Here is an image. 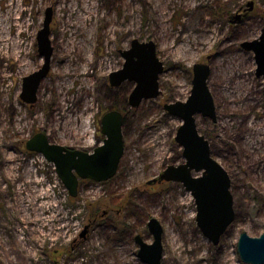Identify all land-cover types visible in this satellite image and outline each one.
Segmentation results:
<instances>
[{"label": "rangeland", "instance_id": "1", "mask_svg": "<svg viewBox=\"0 0 264 264\" xmlns=\"http://www.w3.org/2000/svg\"><path fill=\"white\" fill-rule=\"evenodd\" d=\"M250 1L254 10L238 18ZM10 3L18 6L13 16L5 15ZM49 6L51 70L30 105L20 95L24 77L44 62L38 32ZM0 13V264H146L135 236L153 241L152 217L164 228L161 264H250L237 248L243 231H264V76L241 44L264 29V0H0ZM26 20L28 29L18 26ZM6 36L22 40L21 48ZM134 39L155 41L164 63L161 94L138 107L128 101L133 81L109 80ZM71 40L80 46L70 50ZM208 61L217 121L198 114L197 124L231 177L235 209L217 244L198 226L195 198L181 183L148 184L184 161L175 139L181 120L164 105L187 100L193 65ZM111 109L125 114L118 172L84 181L72 197L54 164L25 143L43 131L58 144L92 150L105 138L100 120ZM45 187L49 196L41 197ZM47 200L57 207L43 209ZM51 213L53 226L44 220Z\"/></svg>", "mask_w": 264, "mask_h": 264}, {"label": "water", "instance_id": "2", "mask_svg": "<svg viewBox=\"0 0 264 264\" xmlns=\"http://www.w3.org/2000/svg\"><path fill=\"white\" fill-rule=\"evenodd\" d=\"M53 12V7H47L44 25L38 32V47L44 58L43 65L25 76L23 80L20 98L26 104L36 103L39 86L51 70L53 46L50 34ZM242 46L247 50L255 51L257 76H263L264 34L258 39L243 42ZM122 54L125 62L121 69L110 73V84L119 86L126 80L135 83L128 99L131 107H138L144 99L158 97L161 94L159 80L164 71V63L159 59L155 41L134 39L131 47L123 50ZM208 58L210 59V56ZM193 74V87L187 100L164 105L171 115L181 120L175 139L183 147L185 161L168 165L148 184L162 181L183 183L186 190L195 198L198 226L205 236L217 244L235 220L234 197L228 171L212 156L209 141L200 132L197 124L198 114L217 121L216 104L208 85L211 75L210 64L195 63ZM123 125V111L111 109L105 112L100 120V130L105 138L92 150L52 143L43 131L36 132L26 141V149L41 153L48 161L53 162L69 194L77 197L81 179L102 182L117 173L125 150ZM87 228L88 226L81 236L86 235ZM148 229L154 236L151 243L146 242L141 234L135 236L139 244L138 257L146 264H161L164 251L163 225L159 219L152 217L148 221ZM237 251L245 263L264 264V231L260 236L255 237L243 231L238 240Z\"/></svg>", "mask_w": 264, "mask_h": 264}, {"label": "bare ground", "instance_id": "3", "mask_svg": "<svg viewBox=\"0 0 264 264\" xmlns=\"http://www.w3.org/2000/svg\"><path fill=\"white\" fill-rule=\"evenodd\" d=\"M17 8H18V6L17 5H15V4H13V3H10L9 4V8L7 9V13L5 14V15H9V16H13L14 14H15V12H16V10H17ZM2 14L0 13V30L2 29V27H3V20L1 19V16ZM17 19H19V16H17L16 17ZM30 25V22L28 21V20H26V21H23V22H21L20 24H18V26L19 27H24V26H27V29H28V26ZM72 25H74V24H69V26H72ZM3 29H4V27H3ZM4 33L6 32L5 30L3 31ZM1 33V32H0ZM0 39H2L1 38V34H0ZM5 40H9V44L11 43V44H13L15 47H14V50H16V49H18V47L19 48H21V45L23 44V42H22V40H20L19 38H9V37H7L6 36V39ZM71 46H70V50L72 49V48H74V47H78V46H80V43L79 42H77L76 40H71ZM6 46V45H5ZM7 47V46H6ZM5 48V47H4ZM0 50H2V48H1V46H0ZM264 128V127H263ZM89 134V132H87V135ZM89 138H92V137H89ZM87 139L88 140V142H92V140L90 141V139ZM45 158V157H44ZM32 177H34V174H33V172H32V175H31ZM43 181V179H41V180H38V182H42ZM50 189V187H45V188H43V189H41V197H43V196H49V193H48V190ZM35 197V196H34ZM33 203V202H32ZM57 207V205L54 203V202H51V201H46L45 202V204L43 205V209H52V210H54V208H56ZM46 218L44 219L46 222H48V223H50L52 226L54 225L52 222H53V220H55V218H57V214H49V215H47V216H45ZM44 221V222H45ZM63 226V225H62Z\"/></svg>", "mask_w": 264, "mask_h": 264}, {"label": "flooded vegetation", "instance_id": "4", "mask_svg": "<svg viewBox=\"0 0 264 264\" xmlns=\"http://www.w3.org/2000/svg\"><path fill=\"white\" fill-rule=\"evenodd\" d=\"M254 8H255V2H253L252 4H249V2L246 4V7L244 6V7H241L240 8V15H239V17L238 18H243V17H245V16H247L248 15V12H252L253 10H254ZM263 34H264V29H262V31H261V33H260V35H259V37L258 38H260L261 36H263ZM258 38H255V39H258ZM255 39H253V40H255ZM246 41H249V40H246ZM245 42V41H244ZM243 43V42H242ZM241 47L245 50V51H247V52H249V51H251V52H253L254 53V55H255V51L254 50H247V49H245L243 46H242V44H241ZM256 57V56H255ZM211 58V57H210ZM255 60H256V58H255ZM208 63L210 64V61H208ZM210 66H211V64H210ZM211 71H212V68H211ZM193 76H194V74H193ZM256 76H257V68H256ZM264 76V75H263ZM258 77V76H257ZM262 77V76H261ZM208 85H209V79H208ZM210 88V87H209ZM210 91H211V89H210ZM212 93V92H211ZM213 95V94H212ZM214 97V96H213ZM215 100V99H214ZM216 104V103H215ZM201 132V131H200ZM206 137V136H205ZM50 139V138H49ZM209 141V140H208ZM50 142H52V143H56V142H53L51 139H50ZM209 144H210V141H209ZM25 145H26V143H25ZM68 147H70V146H68ZM70 148H75V147H70ZM210 148H211V144H210ZM31 152V151H30ZM33 153V152H32ZM211 153H212V148H211ZM212 156H213V154H212ZM123 157V156H122ZM122 160V159H121ZM184 161H185V159H184ZM183 161V162H184ZM120 163H121V161H120ZM180 164V163H179ZM120 166V165H119ZM119 169V168H118ZM118 172V171H117ZM117 174V173H116ZM115 174V175H116ZM195 175H197L196 173H195ZM199 175V174H198ZM113 178V177H112ZM111 179V178H110ZM87 180H89V179H81L80 180V186L79 187H81V184L84 182V181H87ZM162 182H166V181H162ZM162 182H156V183H162ZM174 182H178V181H174ZM179 183H181V182H179ZM182 185H183V183H181ZM184 186V185H183ZM186 189V188H185ZM79 192H80V190H79ZM190 192V191H189ZM192 194V193H191ZM110 212L108 211V210H106V211H104L103 212V216H106V215H108ZM89 228H90V225H89ZM88 228H87V232H88ZM87 232H86V234H87Z\"/></svg>", "mask_w": 264, "mask_h": 264}, {"label": "trees", "instance_id": "5", "mask_svg": "<svg viewBox=\"0 0 264 264\" xmlns=\"http://www.w3.org/2000/svg\"><path fill=\"white\" fill-rule=\"evenodd\" d=\"M124 119H125V114H124Z\"/></svg>", "mask_w": 264, "mask_h": 264}]
</instances>
